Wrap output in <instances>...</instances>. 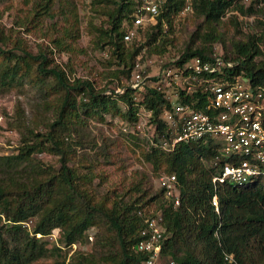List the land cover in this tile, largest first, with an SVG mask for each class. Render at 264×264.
Here are the masks:
<instances>
[{
    "label": "trees",
    "instance_id": "1",
    "mask_svg": "<svg viewBox=\"0 0 264 264\" xmlns=\"http://www.w3.org/2000/svg\"><path fill=\"white\" fill-rule=\"evenodd\" d=\"M111 1L116 7L112 12H105L109 15V26L103 28L92 23L90 33L97 44L109 47L112 56L109 64L123 66L119 72L130 76L142 46L128 48L126 41L139 37L140 29L145 26L132 40H126L125 35L133 26L137 5L144 0ZM190 3L204 21L181 56L170 65H181L196 56L211 58L216 53L212 44L222 41L218 26L231 8L248 14L259 10L263 17L259 23L264 26V6L256 9L259 4H249L245 9L240 0H191ZM51 4L52 0L37 2L24 18L18 15L15 20L18 29L0 25L3 83L11 84L19 76L34 75L37 79H51L62 92L55 118L46 122L37 119L33 125L21 122L20 127L26 133L18 153L5 156L30 161L35 152L45 150L60 155L61 165L56 168L38 164L32 174L26 177L10 174L0 183V210L5 217L3 233L0 232V264H32L48 256L50 248L43 238L56 228L61 230L66 244L73 245L82 242L91 227L113 230L118 249L111 257V263L144 264L149 254L136 246L142 239L146 218L158 213H162L168 233L160 264H164L165 258H170L169 264H264V179L245 185H221L216 192L212 178L218 169L217 150L212 143H181L171 152L157 147L145 152V160L160 174L177 175L181 198L177 207L165 196L163 188L150 199L142 196L129 203L110 195L98 196L92 189L94 176L80 173L76 166L69 164V146L62 131H69L80 123L81 109L88 116L101 119L107 114L120 115L123 124L133 126L138 120L139 107L144 105L152 110V124L161 131L166 127L163 113L172 102L157 88H148L141 93V104H137L131 95L137 91L126 85L125 93L113 91L108 94L107 88L99 89L89 79L71 78L72 70H66L57 62L55 50L73 52L76 49L75 44L80 38L78 21L61 36L42 34L50 44L42 43L34 52L21 36V29L27 32L35 28L43 30V17L49 13ZM186 6V0H163L159 14L154 18L155 25H162L163 19L171 24L174 16ZM58 30L55 26V32ZM263 41V35L250 34L232 42V54L227 51V46L225 54H220L237 64L235 74L243 73L254 83L261 84L264 83ZM80 98L84 100L80 101ZM184 101L193 103L194 99L189 96ZM120 102L125 103V110L120 108ZM41 123L46 125V131L40 130ZM215 194L219 199V212L212 204ZM155 200L161 202L151 209ZM31 218H36L32 231L25 227V222ZM227 255H233L234 260L226 259ZM71 264L100 262L79 253Z\"/></svg>",
    "mask_w": 264,
    "mask_h": 264
},
{
    "label": "rangeland",
    "instance_id": "2",
    "mask_svg": "<svg viewBox=\"0 0 264 264\" xmlns=\"http://www.w3.org/2000/svg\"><path fill=\"white\" fill-rule=\"evenodd\" d=\"M159 6L163 0H151ZM45 0H0V25L6 29H18L15 20L18 15L24 18L32 12L35 3ZM245 9L249 6L240 0ZM260 5L256 9L263 8ZM116 7L111 0H52L49 13L43 17V30L35 28L32 32L21 29V36L27 40L34 52L39 50L40 44L49 43L42 37L48 32L50 36L63 35L72 24L79 23L80 38L75 44L73 52H58L55 58L66 70L71 71L73 79H89L99 89L107 88L106 93L111 94L119 86H128L134 74L140 72L148 77L147 82H154L159 73L179 58L184 52L203 17L198 16L193 8L183 10L175 15L170 24L163 19L162 25H155L154 19H149L145 27L140 29L139 37L126 41L128 48L141 47L142 50L135 59L130 76L119 71L124 67L112 61L109 47H102L101 43L94 41L90 33L91 24L109 26V15ZM263 17L259 12L243 13L237 8L231 10L218 26L222 41L213 43V50L225 54H232V42L245 38L254 33L264 36V26L259 21ZM55 26L59 29L55 32ZM107 39V38H106ZM264 48V41L261 44ZM261 60V58H258ZM1 69V67H0ZM117 74L118 77L115 75ZM167 90V89H165ZM168 96V93H165ZM60 87L51 79L36 76L18 77L11 84H4L0 76V183L10 174L24 176L32 174L35 165L60 167V155L41 150L32 155V160L12 158L5 156L18 153L23 135L26 131L20 127L21 122L30 123L40 119L50 121L55 118L57 101L61 97ZM137 104H141V93L131 94ZM171 96V95H170ZM84 100L80 98V101ZM122 110L126 109L124 102H120ZM145 107L141 105L140 110ZM80 123L73 128L63 130L62 135L69 146L70 165L77 167L80 173L93 175L92 189L98 196L110 195L121 198L129 203L146 196L152 198L161 188L157 178L160 175L154 166L144 158L146 151L155 147L141 132H126L123 129L124 119L120 115L107 114L104 119L98 116H88L81 109ZM139 118V116H138ZM41 131L47 127L43 123ZM155 200L151 209L160 204ZM36 218L25 222V227L32 231ZM5 223L4 214L0 210V232L3 233ZM38 237H42L38 234ZM50 248L48 256L32 264H71V260L79 253H84L100 264H113L111 257L117 252L118 243L111 228L91 227L82 242L67 245L61 230L56 228L50 235L43 238ZM170 258L164 259L169 264Z\"/></svg>",
    "mask_w": 264,
    "mask_h": 264
},
{
    "label": "built area",
    "instance_id": "3",
    "mask_svg": "<svg viewBox=\"0 0 264 264\" xmlns=\"http://www.w3.org/2000/svg\"><path fill=\"white\" fill-rule=\"evenodd\" d=\"M186 1L185 10H189L191 0ZM241 1L264 6L263 0ZM159 7L151 0L138 4L133 26L125 39L132 40L147 20L159 14ZM236 65L216 52L209 59L196 56L181 65L167 66L152 83L140 72L134 74L127 87L139 93H145L148 88L162 90L168 93L165 97L172 106L163 113L164 130H156L152 124L153 112L147 107L140 110L135 125L123 124V129L132 132L135 128L134 132H141L152 145L167 152L174 151L181 143L215 145L218 169L212 183L216 192L221 185H245L264 179V83L256 84L243 73L235 74ZM115 91L123 94L126 86ZM189 96L193 103L184 101ZM2 119L1 116L0 123ZM157 182L174 206L180 205L177 175L162 173ZM212 204L219 212L217 194ZM141 237L136 248L149 254L144 264H160L168 237L162 213L146 218ZM226 259L233 261L234 256L227 255Z\"/></svg>",
    "mask_w": 264,
    "mask_h": 264
}]
</instances>
